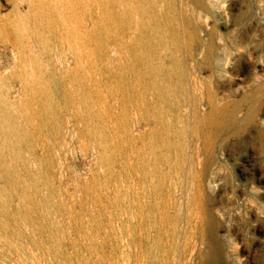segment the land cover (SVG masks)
Listing matches in <instances>:
<instances>
[{
    "label": "rangeland",
    "instance_id": "rangeland-1",
    "mask_svg": "<svg viewBox=\"0 0 264 264\" xmlns=\"http://www.w3.org/2000/svg\"><path fill=\"white\" fill-rule=\"evenodd\" d=\"M0 264H264V0H0Z\"/></svg>",
    "mask_w": 264,
    "mask_h": 264
},
{
    "label": "bare ground",
    "instance_id": "bare-ground-1",
    "mask_svg": "<svg viewBox=\"0 0 264 264\" xmlns=\"http://www.w3.org/2000/svg\"><path fill=\"white\" fill-rule=\"evenodd\" d=\"M207 34V33H206ZM183 38V37H182ZM200 38V37H199ZM189 58V57H188ZM216 114V113H215ZM215 116V115H214ZM195 117V116H194ZM214 120V119H213ZM213 123V122H212ZM199 125V124H198Z\"/></svg>",
    "mask_w": 264,
    "mask_h": 264
}]
</instances>
